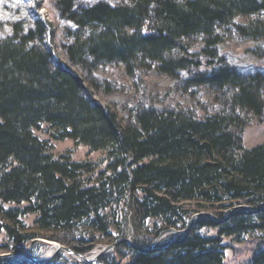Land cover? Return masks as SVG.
<instances>
[{
	"label": "trees",
	"instance_id": "trees-1",
	"mask_svg": "<svg viewBox=\"0 0 264 264\" xmlns=\"http://www.w3.org/2000/svg\"><path fill=\"white\" fill-rule=\"evenodd\" d=\"M58 6L75 26L65 46L67 63L75 67L116 61L132 75L150 62L157 72L174 77L194 63L176 55L187 53L189 39L201 37L212 50L220 41L216 30L232 25L241 37L264 39L259 18L264 0H129L84 7L59 0ZM237 17L248 22L235 24ZM49 25L37 18L31 28L16 24L0 39V228L12 241L42 237L86 253L93 242L81 236L86 232L115 241L125 223L138 232L154 219L157 236L187 227L199 212L196 207L221 221L200 216L185 233L148 251L119 243L106 256L107 264L119 258H127L126 264H223L224 237L238 242L264 233V142L243 147L246 122L236 112H264L263 74L245 77L221 66L186 81V86L206 84L216 91L229 88L228 113L199 119L150 108L122 122L88 96L75 72L53 60L41 43ZM42 124L49 125L53 139L101 151L104 169L75 161L69 153L55 156L51 144L34 134ZM22 203V208L5 207ZM238 205L255 211L237 209L226 217ZM29 213L36 214L35 232L21 220ZM200 227L216 228L217 235H203ZM69 233H81L78 241L84 245L65 237ZM0 264L28 263L2 259ZM246 264H264V245Z\"/></svg>",
	"mask_w": 264,
	"mask_h": 264
},
{
	"label": "rangeland",
	"instance_id": "rangeland-1",
	"mask_svg": "<svg viewBox=\"0 0 264 264\" xmlns=\"http://www.w3.org/2000/svg\"><path fill=\"white\" fill-rule=\"evenodd\" d=\"M73 1L76 6L84 7L98 2L115 6L126 3L129 0ZM58 2L59 0H0V39L11 35L16 24L22 30H26L33 26L37 18L49 23L50 25L41 43L50 51L53 60L67 65L70 70L75 72L86 85L88 96L108 111L113 112L122 122H132L138 111L150 108L184 111L199 119L214 114H225L230 112L227 102L231 91L229 88L223 91H216L206 84L186 86V81L197 74L210 73L221 66L232 68L245 77L255 73L264 75V39L251 40L241 37L235 32L233 25L216 30L220 41L212 47V50L206 47L201 37L187 40V53L182 55L181 52H176V55L186 57V59L197 64L192 63L174 77L157 72L150 62H146L142 67L137 68L132 75L127 74L124 65L116 61L86 68L72 66L67 63L65 46L70 43L72 39L71 33L75 31V26L64 15H61L62 12ZM259 18L264 19V13L260 14ZM247 22V17H237L234 20L235 24L241 25ZM236 112L241 117H244L246 122L241 132L243 147L251 148L264 142V112L260 116L243 111ZM34 134L39 139L48 141L51 144V152L55 156L69 153L75 161L98 163V169H104L106 165L104 154L101 151H93L85 145L75 144L70 139H53L48 124H42L39 130H34ZM25 204H5V207L22 208ZM189 205L193 206L192 203ZM194 208L199 212L212 214L210 210ZM108 211L109 209L105 212ZM124 211H126V208H124ZM199 212L196 211L194 214ZM117 217V220L120 221L121 215ZM35 218L36 214L29 213L21 219L27 230L31 232L36 231ZM155 223H158V221L154 219L148 220L146 226L138 232L131 225L125 223L120 237L117 239L125 237L134 244L139 241L144 246L150 245L158 237L152 231ZM111 231L114 234L113 230ZM197 231L203 235H217L216 228L200 227ZM80 234L69 233L65 237L77 241L75 243L82 244L78 241ZM171 235L173 234L164 235L157 243ZM81 236L93 238V242H89L92 248L88 252L82 253L85 257L92 256V253L101 249L103 245L114 242L112 241L113 239L108 240L105 235L96 232H86ZM242 238L238 242L231 237L222 239L223 244L226 245L223 264H246L256 248L264 245V233H256L253 236ZM31 241L15 243L7 232L0 228V253L22 252L29 253L31 257L35 258H44L49 255V259L39 262L41 264H107L109 258H106V256L114 249L112 248L109 252L100 255L92 261H82L79 260V257L70 255L62 249L53 255L50 254L52 252L50 242L68 247L65 244L42 237L35 238L34 242ZM2 247H5V249ZM10 259L24 261L20 258ZM126 263L127 258H119L117 262V264Z\"/></svg>",
	"mask_w": 264,
	"mask_h": 264
},
{
	"label": "water",
	"instance_id": "water-1",
	"mask_svg": "<svg viewBox=\"0 0 264 264\" xmlns=\"http://www.w3.org/2000/svg\"><path fill=\"white\" fill-rule=\"evenodd\" d=\"M237 209H244V210L250 211V212L255 211V209L253 210V209H251V208H249V207H247L245 205H238L235 208H233L226 217H228L231 213H233ZM201 215H205V216L211 217L212 219H214L217 222L221 221V219H219L218 217L214 216L211 213L199 212V213L193 214L191 216V219H190L187 227H185L183 229L168 228V229H165V230L161 231L158 234L157 239L154 242L150 243V245H148V247H146V248L140 247V246L130 242L129 239L123 237V238L115 240L114 242H112L110 244L103 245V247H101V249L97 250L90 257H85V256L82 255V253L75 252L71 248L63 246V245H60V244L55 243V242H50V247L52 249V252L50 254L53 255L58 250L62 249L66 253H68L70 255H74L76 257H79V260L92 261V260L96 259L97 257H99L100 255L109 252L110 250H112V248H114L119 243H127L128 245H130V246H132L134 248L148 251V250H151L164 235L185 233L190 227H192L194 225V223L197 220V217H199ZM10 258H20L21 260H24V261H27V262H30V263H39L41 261H45V260L49 259L50 257L48 255L47 257H44V258H35V257L28 256V255H26L25 253H22V252H2V253H0V260H2V259H10Z\"/></svg>",
	"mask_w": 264,
	"mask_h": 264
},
{
	"label": "bare ground",
	"instance_id": "bare-ground-1",
	"mask_svg": "<svg viewBox=\"0 0 264 264\" xmlns=\"http://www.w3.org/2000/svg\"><path fill=\"white\" fill-rule=\"evenodd\" d=\"M96 251H97V250H96ZM96 251H95V252H96ZM92 254H93V253H92Z\"/></svg>",
	"mask_w": 264,
	"mask_h": 264
}]
</instances>
